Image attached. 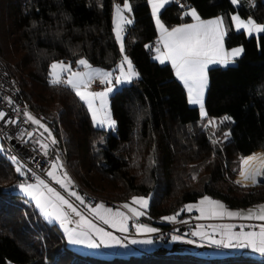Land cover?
Returning <instances> with one entry per match:
<instances>
[{
    "label": "trees",
    "instance_id": "trees-1",
    "mask_svg": "<svg viewBox=\"0 0 264 264\" xmlns=\"http://www.w3.org/2000/svg\"><path fill=\"white\" fill-rule=\"evenodd\" d=\"M123 2L0 0V60L26 110L42 114L52 131L56 143L50 160L59 154L95 202L119 204L150 196L143 216L148 222L163 220L204 196L236 209L264 203V187L234 185L224 168L230 144L237 149L231 171L234 163L264 150V32L248 36L232 22V15L239 14L264 23L263 0L237 5L232 0H184L182 7L174 0L160 12L167 28L192 21L185 15L189 9L203 19L224 16L226 45L244 50L235 63L209 69L203 118L198 107L189 105L171 66L153 59L150 48L157 32L147 0H129L132 23L125 28V54L139 78L111 95L113 133L94 127L86 106L70 89L50 85L48 72L54 61L74 66L81 58L92 66L116 68L123 57L114 36L113 9ZM195 122L198 129L173 135L174 127ZM10 156L0 152V264H264L244 253L219 259L184 252L106 257L77 252L60 228L43 220L18 191L22 176ZM185 176L195 177L194 182L180 183ZM178 230L181 234L187 227Z\"/></svg>",
    "mask_w": 264,
    "mask_h": 264
},
{
    "label": "snow or ice",
    "instance_id": "snow-or-ice-1",
    "mask_svg": "<svg viewBox=\"0 0 264 264\" xmlns=\"http://www.w3.org/2000/svg\"><path fill=\"white\" fill-rule=\"evenodd\" d=\"M170 2V0H147L151 5L152 16L155 20L156 27L160 33L157 44L154 48L146 45V48L155 51L154 60L161 64L166 62L171 64V68L177 80H179L187 90L188 103L190 105H199L200 114L203 118L206 115L204 110V91L207 87V69L209 64H224L229 62V58L238 56L242 49H233L227 54L222 53V39L224 35V21L222 18H216L209 21H201L195 10L186 12L185 15H191L196 23L184 24L179 27H173L171 30L166 28L159 18L160 10ZM238 0H232L236 4ZM132 11L129 0H124L123 6L115 5L113 15V31L115 33L116 42L120 45L122 55L121 62L117 65L119 75L113 71H104L94 68L86 59L81 58L75 61L76 69L74 70L70 64L63 61L53 62L49 66V84L52 86H63L70 89L79 101L87 107L91 114L93 126L115 127V121L111 119V113L108 110V96L113 91L112 82L115 79L117 85L130 84L134 79L139 78V74L133 68L132 62L124 55V36L125 25H130L132 20L125 15ZM232 20L236 23L237 29L245 28L251 33L252 31L264 32V26L255 24L249 19L243 22L239 17L233 16ZM163 46L162 48L160 46ZM125 65L127 69L125 70ZM84 71H79V68ZM99 81L105 85L102 91H92L91 86L94 81ZM98 102V103H97ZM11 103V101H9ZM24 117L35 125L44 128L48 132L49 137L52 133L25 110ZM4 113L0 112V119H3ZM229 120L230 117H224ZM214 123V122H213ZM31 135V133H29ZM225 133V137H227ZM215 142V141H214ZM51 143L55 144L56 140L51 139ZM41 148L47 154L48 145L41 144ZM14 163L15 157H12ZM258 161V162H257ZM22 165L16 167V172L23 176ZM62 173V175H61ZM239 175L244 182L251 181L253 185L259 183L258 177L264 178V156H251L241 161ZM47 176L59 184L70 196L75 197L81 204H85L84 198L75 191H71L72 181L67 173L63 172V166L57 159L51 165V170L47 172ZM195 179V177H193ZM241 184V181H236ZM246 186V184H241ZM21 192L25 193L30 199L35 201L37 208L45 216L46 219L54 220L60 224L70 245H84L88 248H105L120 244L119 239L111 232L105 231L98 227L92 220L85 216L73 205L68 199L59 192L50 187L44 180L36 178L35 183H21L18 185ZM131 205H138L139 209H147L148 200L142 197H133ZM130 204L121 205L127 209L132 217L139 218L145 214L144 211ZM88 212L100 220L103 224L115 229L121 233L127 232V223L129 217L124 212L114 211L112 208L106 207L103 203L96 204L94 207L85 204ZM193 210L199 213L196 217L198 220H216V219H241V220H259L264 221V205H259L257 209H249L247 213H240L228 210L223 203L204 196L196 204H187L175 214L163 217L162 219L169 223H176L177 217L182 212L191 213ZM79 217L73 220L71 216ZM70 225H74L70 227ZM137 233H155L156 228L148 227L142 224L134 225ZM203 226H198L197 231H193V236L200 239H207V242L217 247H244L251 249L254 253L264 256V224L258 225L259 231H244L243 226L238 232H234V225L224 224L212 226V232L207 233L200 231ZM219 232L221 238L215 239V234ZM173 240H179L181 237L173 236ZM192 243V241H185ZM130 243L151 244V240H131ZM123 246V245H121Z\"/></svg>",
    "mask_w": 264,
    "mask_h": 264
},
{
    "label": "rangeland",
    "instance_id": "rangeland-1",
    "mask_svg": "<svg viewBox=\"0 0 264 264\" xmlns=\"http://www.w3.org/2000/svg\"><path fill=\"white\" fill-rule=\"evenodd\" d=\"M263 2H264V0H263ZM130 3V2H129ZM240 3V0H238V2L235 4V5H237V4H239ZM119 5H121V7L123 6V3H120ZM164 8V7H163ZM163 8H162V10H163ZM161 10V11H162ZM114 11H115V6H114V10H113V15H114ZM125 15L126 16H128L129 18H130V15H131V12L130 13H125ZM234 16H236V17H239V19L241 20V21H243V22H246L247 21V19H243L239 14H233ZM232 15V16H233ZM249 19H251L252 20V18H249ZM253 21V20H252ZM256 22V21H255ZM257 23V22H256ZM258 25H260V26H264V23H258ZM126 26L127 25H125V28H126ZM113 28H114V24H113ZM240 30H243V29H240ZM260 33H262V32H257V34H255V35H258V34H260ZM248 36H252L251 34H247ZM114 36H115V33H114ZM123 36H124V38H125V31H124V33H123ZM118 44V43H117ZM118 46H119V49H120V45L118 44ZM124 49H125V43H124ZM124 55H126L125 54V50H124ZM127 56V55H126ZM128 57V56H127ZM129 59V58H128ZM130 60V59H129ZM54 62H60V61H54ZM63 62H65L66 64H70L71 66H72V68L75 70L76 69V64L73 66L72 65V63L71 62H68V61H63ZM94 68H97V69H101V70H104V71H113V70H115V74L116 75H119V69H117V67L116 68H114V69H111V70H108V69H105V68H102V67H97V66H93ZM125 67V70L127 69V65H125L124 66ZM134 68V67H133ZM79 71H81V72H83L84 71V69L81 67V68H79ZM92 85H102V84H100L99 83V81L97 80V81H94L93 82V84ZM124 85H126V84H120V85H117L116 83H115V79H113V82H112V88H113V91L111 92V93H109V96H108V110L110 111V113H111V119L112 120H114L115 121V127L114 128H109L108 126H103V127H99V126H95V127H97V128H102V129H106L107 131H109V132H113V133H115V131H116V120H115V118H114V116H113V114H112V111H111V106H110V98H111V95L116 91V90H118L119 88H121L122 86H124ZM103 86V89L102 90H104V88H105V85H102ZM102 90H100V91H102ZM98 103V102H97ZM87 108V107H86ZM90 114V113H89ZM31 116H33V115H31ZM90 116H91V114H90ZM34 117V116H33ZM35 118V117H34ZM36 119V118H35ZM92 119V118H91ZM41 124H43L45 127H47L48 128V130L52 133V131L49 129V127L45 124V123H43V122H40ZM92 123H93V121H92ZM38 126V128L40 129V132H41V137H42V139H43V141L45 142V143H47V144H52L51 143V139L52 138H54V135H53V133H52V137L50 138L49 137V135H48V132H45L44 131V128H41V127H39V125H37ZM196 129H198V124L195 122V124H194V126H192V127H186V125H179V126H176V127H174V129H173V135L174 136H177V137H179V136H181V135H183L184 133H186V132H189V131H194V130H196ZM55 139V138H54ZM52 148V147H51ZM0 152H3V153H6L7 154V151H6V149H5V147H4V145H3V143L1 142V140H0ZM236 156H237V150H236V146L234 145V144H230L228 147H226V149H225V161H224V168H225V177L228 179V181L230 182V183H232V184H234V185H237V186H239V187H243L244 189H252V188H259V187H264V183H263V185H255V186H251V187H244V186H241V184H237L236 183V175H234L235 173L233 172V171H231V166H232V163L235 161V159H236ZM9 157V156H8ZM11 157V156H10ZM57 159H59L60 160V163L62 164V166H63V172H65V173H67V175H68V177L71 179V181H72V186L71 187H74L75 188V192L76 193H78L81 197H83L84 198V201H85V204L86 205H88V206H92V207H94L96 204H100V203H102V202H104V201H99V202H95V203H92V202H90V200H88V199H86V197L87 196H90V193L86 190V189H84L83 187H79L78 186V183H77V181L74 179V177H73V174L70 172V170H69V167H68V165H67V162L65 161V160H63L61 157H60V155L59 154H56L55 155V158L54 159H51V165H52V163L54 162V161H56ZM16 165V167L18 166V164L16 163L15 164ZM51 170V166L49 167V169H48V171H50ZM47 171V172H48ZM228 171H230L231 173H232V175L233 176H231V179H230V177H229V174H228ZM47 172H46V175H47ZM61 175H62V173H61ZM52 181V180H51ZM53 183H55L54 181H52ZM75 182H76V184H75ZM179 182L180 183H183V182H189V183H193L194 182V179H192V178H189V177H187V176H185V177H181L180 178V180H179ZM25 184H27V183H25ZM56 184V183H55ZM56 187L57 188H53L54 190H56L57 192H59L62 196H64L66 199H68L73 205H75L76 207H77V209L79 210V211H81V213L88 219H90V220H92V221H94L95 223H96V225H98L99 227H101V228H103L105 231H107V232H112V234L115 236V237H118L119 239H122V241H123V243H124V245L125 246H129V245H133L134 247H137L138 249H136V250H134L133 252H132V254H144V253H151V252H154V249H155V244H152L151 246H148V248L147 249H144L145 248V244H143V243H139V244H132V243H130V241L131 240H128V238H126L125 237V235H127V233H129L131 230H133L134 232H136V229H135V227H134V225L135 224H141V223H143L142 222V219H143V216L146 214V211L148 210V207H149V205H150V201H151V197L150 196H143V195H138V196H134V197H142V198H145V199H147L148 200V207H147V209H139V206L138 205H131V200L130 201H125V202H123V203H119V204H113V203H109V202H106L105 201V203H107V204H109V205H106V204H104L106 207H108V208H112L114 211H121V212H124L125 213V215H127L128 217H129V220H128V223H127V227H128V231L127 232H124V233H121V232H119V231H116L115 229H113V228H110V227H108L107 225H105V224H103L100 220H98V219H96L95 217H93L89 212H88V210H87V208L85 207V204H81L78 200H76L75 199V197H73V196H70L69 194H68V192H66L63 188H61L60 187V185L59 184H56ZM71 190V189H70ZM18 191L22 194V195H24L26 198H28L30 201L32 200V199H30L25 193H23V192H21L20 191V189H18ZM72 191V190H71ZM87 195V196H86ZM216 201H218V200H216ZM125 203H128V204H130L132 207H136V208H138L139 210H141V211H144L145 212V214L143 215V216H141V217H139L138 219L137 218H135V217H132V215H131V213H129L128 212V210L127 209H124V208H122L121 207V205H123V204H125ZM33 205H34V207H35V209L37 210V212L39 213V215L41 216V218L43 219V220H45V221H47V222H50V223H55L59 228H60V230H61V232L64 234V231H63V229L60 227V224L58 223V222H56V221H54V220H50V219H46L45 218V216L41 213V211L37 208V206H36V204H35V201L33 202ZM71 218L73 219V220H77V219H79V217H75L74 215H72L71 216ZM182 219H185V221H188L189 222V220L191 219L190 217H187V216H183V217H181V219H177V221H179V220H182ZM194 224H196V222L195 223H193V224H190V225H185V226H183V227H179V229L180 228H185V227H189V226H191V225H194ZM72 226H74V225H70V227H72ZM171 226V223H167L166 224V227H164V228H162V229H165V228H169ZM241 226H243V225H241ZM249 226H250V224H249ZM161 230V229H160ZM159 230V231H160ZM244 231H255V227H249V228H247V230H245L244 229ZM179 230H176L175 231V233L169 238L170 239V241L169 242H167V241H165V242H167V243H165V242H163V244L165 243L166 245H168L167 246V248H170V250H174L175 252H181V253H183V252H186L188 249L187 248H189V250L191 249L190 248V246H191V243H187V242H185V241H195L194 239H192L191 238V236H188L189 238H187L186 240H185V238H181V239H179V240H173L172 239V237L173 236H177V237H180V236H178V235H180L179 233ZM137 233V232H136ZM138 234H142V233H138ZM65 236V235H64ZM121 236H123V238H121ZM140 236V235H139ZM142 237V236H141ZM184 239V240H183ZM139 240H142V239H139ZM138 240V241H139ZM66 241H67V239H66ZM156 241V240H155ZM162 244V245H163ZM67 245L69 246V247H71V248H73L75 251H77V252H80V253H82V254H85V252H82V251H84L83 249H86V251L87 250H91V248H88V247H86V246H84V245H70V244H68L67 243ZM130 246V247H131ZM83 248V249H82ZM110 248V247H109ZM93 249V248H92ZM173 251V252H174ZM189 252H191V251H189ZM90 254V253H89ZM91 255V254H90ZM105 255H107V254H105ZM94 256H97V255H94ZM260 258H258V260H259Z\"/></svg>",
    "mask_w": 264,
    "mask_h": 264
},
{
    "label": "built area",
    "instance_id": "built-area-1",
    "mask_svg": "<svg viewBox=\"0 0 264 264\" xmlns=\"http://www.w3.org/2000/svg\"><path fill=\"white\" fill-rule=\"evenodd\" d=\"M183 1L175 0L179 7L183 6ZM102 89V85L91 86L92 91H100ZM25 110V105L17 94L15 84L10 79L0 60V112L4 113L3 119H0V140L11 157H15L18 164L23 166L24 175L21 178V183H35L36 178H39L44 180L50 187L57 188L56 184L45 175L51 166L49 152L52 144H47L43 141L38 126L24 117L23 112ZM33 116L40 122H44L42 114H33ZM41 144L48 145L47 154L41 148ZM89 200L95 203V200ZM195 222L191 218L189 222L182 219L176 223H171L169 228L161 229L155 234L156 243L162 245L179 227Z\"/></svg>",
    "mask_w": 264,
    "mask_h": 264
},
{
    "label": "crops",
    "instance_id": "crops-1",
    "mask_svg": "<svg viewBox=\"0 0 264 264\" xmlns=\"http://www.w3.org/2000/svg\"><path fill=\"white\" fill-rule=\"evenodd\" d=\"M174 0H170L169 3L173 2ZM168 3V4H169ZM166 4V5H168ZM117 5V4H116ZM131 5V4H130ZM165 5V6H166ZM164 6V7H165ZM150 8H151V5H150ZM114 10V9H113ZM162 10V9H161ZM160 10V12H161ZM192 11V9H189L188 12ZM151 12H152V9H151ZM234 16V15H233ZM232 16V17H233ZM159 18H160V13H159ZM216 18H222L223 21H224V35H223V39H222V53L223 54H227L229 52H231L233 49H242L241 53L238 55V56H234V57H231L229 58V62L224 65V64H219V63H216V64H209L208 65V69H207V87L204 91V110L206 112V109H205V98H206V94H207V90H208V85H209V80H208V72H209V69L212 68V67H220V68H225L227 65L229 64H232V63H235L244 53V50L241 46H235V47H228L226 45V36H227V32H228V28H227V22H226V19L224 16H221V15H218V16H215V17H210V18H200L201 21H209V20H214ZM161 20V19H160ZM249 19H247L248 21ZM253 20V19H252ZM155 21V20H154ZM246 21V22H247ZM254 21V20H253ZM161 22L163 23V21L161 20ZM233 22V26H234V29L236 31H241L240 29H243L247 34H251V35H255L257 34L256 31H252L251 33H249V31L245 28H240V29H237V26H236V23L232 20ZM255 22V21H254ZM192 23H196V21L192 20V21H189L187 23H184V24H192ZM156 24V23H155ZM164 24V23H163ZM184 24H181V25H184ZM255 24L258 25V23L255 22ZM181 25H177L175 27H179ZM165 26V24H164ZM260 26V25H259ZM166 27V26H165ZM167 28V27H166ZM169 30H171L172 28H168ZM156 32H157V39L154 41L153 43V48L156 46L157 44V41L159 39V36H160V33L156 27ZM161 48L163 47L162 45L160 46ZM154 53V56L156 55V52L153 51ZM157 61V60H156ZM159 63V61H157ZM161 64V63H160ZM165 64H168L171 66L170 63L166 62ZM135 69V68H134ZM136 71V70H135ZM137 72V71H136ZM138 73V72H137ZM180 82V81H179ZM181 83V82H180ZM182 84V83H181ZM183 85V84H182ZM184 87V86H183ZM185 89V88H184ZM186 91V95H187V90L185 89ZM187 100H188V96H187ZM190 105V104H189ZM190 106H193V107H198L200 109V106L199 105H190ZM206 116V115H205ZM204 116V117H205ZM195 124V123H194ZM194 124H192L191 126H194ZM188 127V126H186ZM237 150V149H236ZM49 169V168H48ZM48 171V170H47ZM46 171V172H47ZM46 175V174H45ZM46 177L48 179H50L47 175ZM51 180V179H50ZM76 184V182H75ZM71 190L72 191H75V188L74 187H71ZM86 199H88L86 197ZM89 200V199H88ZM32 203L34 202L33 200H31ZM106 205H109L105 202H102ZM198 203V202H197ZM222 203V202H221ZM196 204V203H195ZM259 205H264V203L262 204H259ZM259 205H256V206H252V207H249V208H245V209H236V208H230V207H227L225 206L228 210L230 211H234V212H240V213H247V211L249 209H257V207ZM183 216H187V217H190L192 219H194L196 221V224L194 225H191L189 227H187V230H185L184 233H181L180 236L181 238H185V240L187 238H189L188 236H191L192 239H194L195 241H192L191 243V246H190V250L189 248H187L188 250L184 253H192L196 256H201V257H204V258H219V259H225L231 255H236V254H249L251 257L255 258L258 260V258L260 259H264V256L260 255L259 253H254L251 249L249 248H244V247H229V248H223V247H217L216 245H212V244H209L207 242V239H200V237L198 236H193L191 233L193 231H197L198 230V226H203L202 228H200L199 230L200 231H203V232H207V233H211L212 232V226H216V225H224V224H231V225H234L235 227L233 228V231L234 232H238L240 230V227L241 225H243V228L245 230H247V228L249 227H255V231H259V228L257 227L258 225H261V224H264V221H259V220H241V219H228V218H224V219H216V220H198L196 219L197 216H199V213L196 212L195 210H193L191 213L189 212H186L183 214ZM86 218V217H85ZM89 219V218H88ZM178 219V218H177ZM180 219V218H179ZM94 222V221H93ZM142 222L141 223L142 225H145V226H148V227H152V228H156L157 229V232L166 227V224L168 223L167 221L165 220H160V221H156V222H148L146 221L144 218L142 219ZM95 223V222H94ZM96 224V223H95ZM250 224V226H249ZM98 226V225H97ZM99 227V226H98ZM147 233V234H138L136 232H134L133 230H131L129 233H127V235H125L126 238H128V240H139V239H142V240H151L152 243L151 244H145V248L144 249H147L148 246H151L152 244H155V249H154V252H151V253H160V252H173L174 250H170V248H167L168 245H166L165 243L169 242L170 239L165 242L163 245H159L156 243L155 241V234L157 233ZM112 233V232H111ZM140 235V236H139ZM142 236V237H141ZM121 238H123V236H121ZM215 239L219 240L221 238L220 236V233L217 232L214 236ZM117 239H119L117 237ZM184 240V239H183ZM120 241V244L118 245H114L110 248H105L103 246H100L99 248H91V250H87L86 249H83L84 251L82 252H85V254H91V255H97V256H113V255H119V256H129V255H134L132 254V252L136 249H138L137 247H134L133 245H129V246H125L122 239H119ZM139 244V243H137ZM123 245V246H121ZM131 246V247H130ZM191 251V252H189ZM175 252V251H174ZM148 253V252H147ZM89 254V255H90ZM107 254V255H105ZM137 255V254H135Z\"/></svg>",
    "mask_w": 264,
    "mask_h": 264
},
{
    "label": "bare ground",
    "instance_id": "bare-ground-1",
    "mask_svg": "<svg viewBox=\"0 0 264 264\" xmlns=\"http://www.w3.org/2000/svg\"><path fill=\"white\" fill-rule=\"evenodd\" d=\"M254 155H255V156H264V150L256 151L255 153H253V154H251V155H249V156H247V157H245V158H243V159L249 158V157L254 156ZM243 159H242V160H243ZM242 160H240V161L234 163V165H233V167H232V171H233V172L235 173V175H236V181L240 180V181H241V184H246V186H244V187L255 186V185L252 184V182H251L250 180L247 181V182H244V181L242 180V178L240 177V175H239V171H240V166H241V161H242ZM257 162H258V161H257ZM258 180H259V183H257L256 185H263V183H264V178L258 177Z\"/></svg>",
    "mask_w": 264,
    "mask_h": 264
}]
</instances>
